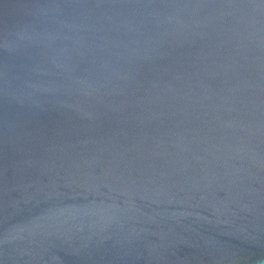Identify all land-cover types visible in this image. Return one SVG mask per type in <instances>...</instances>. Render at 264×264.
Listing matches in <instances>:
<instances>
[{"label": "water", "instance_id": "1", "mask_svg": "<svg viewBox=\"0 0 264 264\" xmlns=\"http://www.w3.org/2000/svg\"><path fill=\"white\" fill-rule=\"evenodd\" d=\"M0 264H264V0H0Z\"/></svg>", "mask_w": 264, "mask_h": 264}]
</instances>
